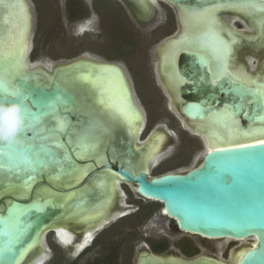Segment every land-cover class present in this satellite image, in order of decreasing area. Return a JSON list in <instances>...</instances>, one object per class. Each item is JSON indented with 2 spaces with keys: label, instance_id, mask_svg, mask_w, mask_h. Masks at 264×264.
<instances>
[{
  "label": "water",
  "instance_id": "obj_1",
  "mask_svg": "<svg viewBox=\"0 0 264 264\" xmlns=\"http://www.w3.org/2000/svg\"><path fill=\"white\" fill-rule=\"evenodd\" d=\"M220 1L223 3L225 0H156L175 8L189 5L190 9H206ZM255 1L264 3V0ZM134 19L139 21L135 15ZM179 61L181 73L190 82L181 91L179 111H176L177 114L173 111L181 125L183 120L199 123L209 115L225 112L226 106L235 113L244 131L257 123L264 124V97L253 95L251 90L255 88L227 78L211 85L206 72V59L200 53L183 52ZM30 72L17 78L11 86L21 91L19 96L9 98L8 102L19 103L23 112L28 110L30 128L22 136V144L11 147L0 143V153H3L0 164L5 165L4 169H0V190L9 185L27 187L39 177H57L80 165L75 152H79L85 144L82 143L81 133L70 128L80 125V115L73 103L75 92L58 81V74L49 82L45 78L47 74ZM80 73L84 74L83 71L73 74ZM8 88L0 80V97H4L2 90ZM87 101L91 103L90 98ZM136 104L139 106L134 94ZM135 106L134 109L138 108ZM139 110L143 116L140 106ZM65 119L68 125L62 129L61 122ZM182 128L202 141L203 159L199 166L155 178H150L144 171L121 168L116 172L117 177L120 181L136 184L139 198L161 204L163 214L174 222L179 231L197 238L226 239L242 255L237 264H264V144L259 142L248 144L251 147L207 151L204 137L192 133L183 125ZM154 130H160L169 137L164 126ZM68 137L74 138L72 145ZM120 138L121 144H125L122 134ZM142 142L134 140L127 143V153L134 160L139 154L136 146ZM115 153L116 161H119L121 154L118 150ZM108 155L111 157V152ZM26 158L31 164L25 163ZM32 166H35L34 170H29ZM105 166L108 170L113 169L111 164ZM29 175L34 178L25 184ZM62 212L61 206L41 198L31 202H22L17 198L9 200L0 209V221H4L2 227L6 233L0 235V264H16L45 229L62 216ZM20 213L24 215L20 217L18 231L14 217ZM214 256L218 258L213 255L208 259L202 255L199 261L202 264H217Z\"/></svg>",
  "mask_w": 264,
  "mask_h": 264
},
{
  "label": "bare ground",
  "instance_id": "obj_2",
  "mask_svg": "<svg viewBox=\"0 0 264 264\" xmlns=\"http://www.w3.org/2000/svg\"><path fill=\"white\" fill-rule=\"evenodd\" d=\"M5 1L6 0H0V8L2 4H6V7L8 8V22L13 20L15 26L18 27L15 31V34L13 32L11 33L13 35H11V38L9 37L10 39L6 37L10 41L8 42L6 40L5 45L2 43L4 47L2 49L0 48L2 50H0L2 53V55L0 56V80L6 86L11 87L14 81L16 80L17 76H20L24 73L29 75L31 73L30 71H34L30 70V67L28 68L26 64V62H28L27 57L29 56L28 44L30 43V41L28 42V37L32 29V14L31 12H29V9H27L28 6L24 4V2H22L21 0L15 1L13 5H11L10 3L7 4L5 3ZM128 1H131L136 5L137 2H145L146 0ZM222 2L223 3H221L220 1L216 4L210 5V7L204 9L210 11H205L202 15L198 16L189 14V12L187 11L191 8L189 5H180L177 7L179 19L181 22L180 26H182L183 30L182 34L184 35V39L186 40L184 42L177 41L178 43L176 42L174 43L173 47H170L167 54V60H165V62L166 64L171 63V65H173L172 56H174V54L176 52H179L181 49H188L193 51L196 49H200L208 61V67L210 72H212V79L214 82L220 79V77L228 76L229 78L236 81L238 77V82L245 86H251L255 89L257 88V86H264L263 65L262 68H260L254 74H248L245 68L240 66L238 63L240 55L244 53L246 49H248L249 52H252L251 49H257L259 52L264 50V3L257 2L255 0H225ZM228 13H237L240 15L241 19H245L248 17L250 18V20H252L254 27L251 24H249V26L250 29L254 31L255 36H250L249 40H254L255 42H245V44L243 45L242 40L239 38V36L233 33L234 31H237V33L240 35L244 34L243 31H238L236 29L232 31L229 27H226L227 25L224 24L223 16ZM209 17H211L214 22L212 24V32H209L208 30ZM1 41L5 40L3 39ZM225 45H227L230 49V55H228L227 57V73L223 71L217 59L218 57H222L224 55ZM8 58H11L12 60L9 62ZM35 68L38 70L37 73L47 74L45 78L49 82H52L55 75L58 74V81L62 82L68 89L75 91L73 87H76L78 85L82 86L84 91H86L85 93L87 94V96L91 98L97 105V107L101 110V117L103 118V124H105V126L111 124L115 129L120 128L122 130L125 128L131 136L136 138H138V136L140 135L143 128L144 115L142 116L139 107L137 105H134V94L130 81L126 76L124 69L119 64L112 62H104L93 58H79L66 64L55 65L51 68L44 65H39ZM85 68H96V71H98V73L96 72L97 77L101 78V80L98 79V81L94 79L92 83H89L84 80L85 76H89L86 72L88 69H86V71L82 70ZM81 71H83L84 74L80 73L76 75L77 72ZM92 73L94 74V72ZM173 91L179 92V88H174ZM101 100L103 101V103L100 102ZM134 106L138 108L134 109ZM223 113L224 112L212 114L208 116L207 119H205L206 121L203 120V123L196 124L199 130H194L195 132L193 133H197L205 138L207 151L214 150V148L224 149L245 144L248 145L253 143H259L261 140H264L263 123H257L254 125L253 128L244 131L240 126V122L237 121L236 118L235 123L226 118L229 122V126L226 130L221 129V124L218 119L223 118ZM215 118H217V120H214ZM61 124L62 129H64L65 127H67L68 122L65 119L61 122ZM184 125L186 127H189L191 131H193L192 129H196L190 127L189 125ZM243 132H249L251 134L243 135ZM105 133L106 135L107 133L109 134L110 130L103 132V134ZM106 135L102 136L101 141H97V143H100L99 148H95L92 145H83L79 152H75V156L77 160H79V162L82 163L88 161L89 163H82V165L80 164L79 167L76 169H73L60 176L48 179L49 182L52 183V186L54 188L60 189L61 192H64L65 190H70L69 192L58 193L55 192L53 188L48 185L42 186L43 184L40 185V188L39 186H37V189L35 188V192H33L34 186L38 183V180H40L41 178L39 177L31 181L30 184L27 185V187H11L9 185L6 188L1 189L0 200L4 198V196L12 195L9 200H14V198H17L26 202L32 199L41 198L42 200L49 201V203L61 206L63 209L62 216L57 218V225L54 226L56 222L55 221L51 224V226H53V228L58 229L60 241L64 246H68V244L71 243V241L73 240L72 236L74 235L85 234V236H89L94 229L102 227L109 223L114 213L113 210L117 205V202H119L116 197L118 189L115 185L116 183L112 180H109L110 178H112L111 174H98L97 172L93 176V178L99 177V179L103 178V180L97 179L96 181H94L93 184H87L82 186L85 183V180L98 169V165H101L107 160L106 147L108 145L105 144L107 143L106 139L108 137ZM165 138L166 137L163 133H160L159 131H154V133L152 134V140H150L148 144L149 146L147 147V152H145L144 150L145 153L139 159L141 163H146L150 159V157H152L151 161L155 165L156 163L158 164V162L162 160L161 150L164 146ZM67 139L68 142L72 145L74 142L72 141V138L68 137ZM210 143L214 146V148L209 146ZM143 147L144 145L138 146V151H142ZM198 158L199 159L197 160L196 165L194 167L199 166L203 159L200 157ZM97 189L99 190V192L101 190L103 194L107 195V197L105 195V197L107 198L105 204H103L102 207L93 209L92 211H90L91 209H88L89 211H85V209H82V203H86L83 200L85 195L89 197L88 202H90L92 198L96 199L95 195L97 193L99 194V192H96L98 191ZM119 195L118 197H120ZM169 224H174V222L171 221ZM48 228L45 229L44 233H46L48 230H52ZM43 235L40 236L38 240L35 241V243L32 244L22 254L20 260L16 264H32V262L42 254V251L44 249V238L42 239ZM205 240L209 245L217 244L219 255L222 253V248L224 247V245L229 244L226 239ZM40 257L43 256L41 255ZM241 257L242 255L239 252H235L232 254L230 261L226 262L223 261V259L219 258L217 259V263L232 264L234 262V264H237ZM44 261V258H40L38 264H43Z\"/></svg>",
  "mask_w": 264,
  "mask_h": 264
},
{
  "label": "flooded vegetation",
  "instance_id": "obj_3",
  "mask_svg": "<svg viewBox=\"0 0 264 264\" xmlns=\"http://www.w3.org/2000/svg\"><path fill=\"white\" fill-rule=\"evenodd\" d=\"M15 1L17 0H6L5 3L7 4L10 3L11 5H13ZM21 1L28 6L27 9H29V12H31L32 14V29L28 37V42L30 41V43L28 44L29 56L27 57V61L28 63H34L31 62L29 58H30V54L32 53L31 40L38 34V23H36L35 21L33 2L31 0H21ZM125 1L126 2L122 0H115L114 1L115 3H112L111 1H107V0H95L94 2H92V0H58V4L60 8H62V10L64 11V16L66 18V23L70 35L78 36V37L84 36L90 34V32L94 27L97 28V24H95L96 21L94 20L95 17L93 13V8H97L100 14V19L98 20V24H99L98 27L100 30L99 34L102 35L103 30L105 32L104 28L107 27L106 29L107 33L106 35L104 34L103 36H105L107 40L114 39L117 42L116 44L122 45L127 49L128 52L130 51V48L134 46V42H133L134 34L132 33L134 31V23L136 22L142 24L143 27H145L142 28L141 26V29H150L152 28V24L158 20L159 16L157 14L156 1L146 0L145 2H137L136 5L131 1L128 0ZM42 3L44 4V6H49L51 1L43 0ZM160 3H165V2H160ZM153 4H156V6H154ZM121 9L125 13V16L128 18L130 25H128L127 22L122 18V12L120 11ZM177 9H178L177 7L174 9V13L176 16V20L179 23L180 32L178 34L166 36L164 42L157 47L155 51V65H154V74L156 81L160 83L162 88L168 94L167 100L169 101V106L171 110L174 112L176 110L178 112L180 109L182 102V98H181L182 89L190 84V82L185 78V76L180 71L179 59L181 57V54L183 52L200 53L205 57V55L202 53L200 49H196L194 51L188 49L187 50L181 49L182 51L180 50L179 51L180 53L176 52L174 56H172L173 65H171V63L166 64L165 60H167V54L170 47H173L174 43H176L177 41L184 42L186 40L184 39V35L182 34L183 30H182V26H180L181 22L179 19V13ZM7 14H8V8L6 7V4H2L0 8V43H1L0 46L2 45L0 47L1 49L6 44V40L8 42L10 41L8 40V38L12 37L11 35L13 34L11 33L13 32L15 34V31L18 28L15 26L13 20L8 22L9 19H7ZM134 15L141 22L136 21L134 19ZM223 20H224V24L227 25L226 27H229L232 31H234V29L238 31H243L244 34H240V35L237 33V31L233 32L235 35L239 36V38L242 40L243 45L245 44V42H250V43L255 42L254 40H249L250 36H255L254 31L250 29L249 26V24H251L254 27L252 20H250V18L247 17L245 19H241L240 15L237 13H228L223 16ZM235 24H240L241 28L236 27ZM178 35H180L181 37L178 38ZM3 39L5 41H1ZM119 41H123V42L120 43ZM251 50L252 52H249L248 49H246L245 52L240 55V59L238 61L239 65L245 68L248 74H254L256 71L262 68V65L264 66V50H262L261 52H259L257 49H251ZM1 55L2 53L0 54V56ZM83 58H88V57H83ZM8 59L9 62L12 60L11 58ZM104 62H108V61H104ZM112 63H117V62H112ZM206 63L208 67L207 59H206ZM27 66L28 68L30 67L29 68L30 70L38 71L35 68L36 66H39L38 64L33 66L27 64ZM206 72L211 85L216 84L219 80H223L225 78L231 79L228 76H223V78L220 77V79L214 82L212 79L213 78L212 72H210L209 67L207 68ZM24 74L17 76V78L24 76ZM231 80L236 81L233 79ZM130 84L132 87L131 81ZM173 87L175 89L179 88V92L173 91L174 89ZM246 87H251V86H246ZM91 103L93 104L94 101H91ZM177 112L175 113L177 114ZM144 123H143L142 131L138 136V138L131 136L128 133V131H126L125 128L122 130L120 128L115 129L111 124H108L109 129L112 126V131L109 134L107 133V135L104 134L108 137L106 139L107 140L106 142L108 144L107 143L105 144L108 145L106 147L107 160L103 162L101 165H98V169L95 171V173L90 175L85 180V183L82 185L84 186L87 184H93L94 181L99 179V177L93 178V176L97 172L98 174L108 173L112 175V178H110L109 180L110 181L112 180L116 183L115 185L118 188V189L116 188L117 189L116 197L119 200V202H117V205L114 208L115 211L113 210L115 214L113 213L112 216L113 218L111 217L112 220L110 219L108 224L94 229L89 236H85V234H79V235L73 234L74 235L72 236L73 240L71 241V243L68 244V246H64L61 243L58 229L53 228V226H51L52 228L50 227L48 229H52V230L50 231L48 230L46 233H44L42 237V239L44 238V249L41 255L44 257L46 254H49L50 256L49 258H46L43 264H61V262L65 264H202L200 263L201 261H199V258L202 257V255H205V257L206 258L208 257L209 259H211L213 255H216L218 256V258L214 256L216 262L217 259L220 258L217 244L209 245L207 244L206 240L203 238H197L192 235L179 231L174 224H169L171 221L167 219L163 214V206L161 204L145 201L139 198L135 191L136 184H130L126 181H120V178L117 177L116 172L118 169L121 168H127L128 170H131L133 172L144 171L148 173V175L150 174L149 175L150 178L159 177L169 172H172L169 170L164 171L163 164L161 163V161L158 162V164L156 163L155 165L151 161L152 157H150V159L147 161L148 163L147 162L141 163V161L139 160L140 157L145 152H147V147L149 146L148 144L150 140H152V134L154 133V131H159L160 133H163L166 137L164 146H166L167 148L164 146L162 147L161 150L162 159L167 154V152H169L172 149V144L169 142V137L166 135V133L161 132L160 130H154L152 134L149 136L151 130L150 132L149 130H147V132L145 131L147 124L146 116H144ZM201 123H203V121L199 123L185 122L184 120L182 121V125L185 129L191 131V129L189 127H186L184 124H186L187 126L189 125L192 128H196V129H192L193 130L191 131L192 133L199 130L196 124H201ZM120 134L124 136L126 140L125 144H121ZM134 140L143 141L142 143L136 146L137 148L140 145H144L142 149L143 152L138 151L137 149L139 154L137 155L135 161H134V157L130 156L127 153L128 150L127 143L129 141L132 142ZM116 150H118V153L121 154L119 161H116V156L114 155L116 154L115 153ZM110 152H111V157L108 155V153L110 154ZM149 161H151L152 163ZM82 163L87 164L89 162L86 161ZM82 163L80 162L81 165ZM106 164H111L113 169L108 170L105 166ZM147 164L149 167L147 166ZM195 165L196 163L194 164V166ZM154 170H158V171L154 174L153 173ZM48 179L50 178L41 177L40 180H38V183L36 182L37 184L34 186L33 192H35V188L37 186H39L40 188L41 184H43L42 186L48 185L52 187L53 190L58 193H67L70 191V190H65L64 192H61L60 189L54 188L52 186V183L49 182ZM99 180H103V178H100ZM118 182H119V186H118ZM96 192H99V190ZM105 195L106 194H103L100 190L99 194L97 193L95 195L96 199L92 198L90 202L86 203L85 211H89L90 209H91L90 211H92L93 209L102 207V205L105 204V201L107 200L106 198L107 195L106 197ZM118 195L120 197H118ZM11 196L12 195L4 196V198L0 200L1 202L0 209L8 204ZM33 200L36 199H32L26 202H31ZM21 201L24 202L23 200ZM126 222L129 223L134 222V224H132L131 226H126L125 225ZM55 225H57V221L55 222L54 226ZM57 250L62 253L63 255L62 258L56 256ZM235 252L236 253L238 252L235 248L233 247L227 248L226 259L225 260L223 259V261L226 262L230 261L232 254ZM40 256L34 261H39L40 258H43ZM232 264H234V262Z\"/></svg>",
  "mask_w": 264,
  "mask_h": 264
},
{
  "label": "rangeland",
  "instance_id": "obj_4",
  "mask_svg": "<svg viewBox=\"0 0 264 264\" xmlns=\"http://www.w3.org/2000/svg\"><path fill=\"white\" fill-rule=\"evenodd\" d=\"M31 1L35 12V21L38 23V34L31 40L32 53L29 60L36 65H44L49 68L68 63L81 56L119 63L127 73L132 83V91L146 116L145 131L149 130L150 132L151 130L152 132L156 127L164 126L169 132V142L172 144V149L161 160L163 170L173 172L192 168L199 159L198 157L201 158L203 151L202 141L183 130L169 106L168 94L160 83L156 81L154 74L157 47L164 42L166 36L180 32L179 23L174 13L175 6L157 3V14L159 17L150 29H141V26L142 28L145 27L134 20V31L132 32L134 34V46L127 52V49L122 45L116 44L117 42L114 39L107 40L103 36L107 33V27L104 28L105 32L103 30L102 35L99 34L98 20L100 19V14L97 8H93L97 28L94 27L90 34L78 37L70 35L64 11L60 8L58 0H49L51 1L49 6H44L43 0ZM94 1L92 0V2ZM107 1L115 3V0ZM120 11L122 12V18L130 25L123 10L121 9ZM235 26L241 28L240 24H235ZM119 42L122 43L123 41ZM86 69L88 70L86 71ZM82 70H85L87 75L95 80H101V78L97 77V74L92 73H98L94 68ZM73 89L77 98H73L74 109L80 115V125L70 128H74L75 131L81 133L84 146L92 145L95 148H99L100 143H97V141H101L104 131L110 130L111 132L112 126L109 129V125L105 126L103 124L101 110L95 103L92 104L87 101L89 98L82 86L78 85L73 87ZM91 101L93 100L91 99ZM214 120H217V118ZM218 121H220L221 129L223 130H226L229 126L226 118H220ZM157 171L154 170L153 173L155 174ZM88 198L85 195L83 200L87 203ZM85 204L82 203V209H85ZM132 224L134 222L125 223L126 226H131ZM229 247L233 246L230 243L224 245L222 248L223 253L220 254L221 259H226V249ZM56 253L57 257L62 258L63 255L60 251L57 250ZM49 257V254H46L43 258L46 260ZM32 264H38V261H33ZM61 264L65 263L61 262Z\"/></svg>",
  "mask_w": 264,
  "mask_h": 264
},
{
  "label": "snow or ice",
  "instance_id": "obj_5",
  "mask_svg": "<svg viewBox=\"0 0 264 264\" xmlns=\"http://www.w3.org/2000/svg\"><path fill=\"white\" fill-rule=\"evenodd\" d=\"M187 11L189 12L190 15H197L198 16V15H202L205 11H210V10L188 9ZM213 23H214L213 20L211 19V17H209V19H208V24H209V29L208 30H209V32L213 31V29H212V24ZM228 55H230V49H229V47L227 45H225L224 55L222 57H218L217 58L218 62L220 63V65H221V67H222V69H223V71L225 73H227V57H228ZM221 78H223V77H221ZM93 79L94 78H92L91 76H85L84 77V80H86L89 83H92ZM238 80H239V78L237 77V81ZM2 91L4 92V97H7L9 99V98H14V97L19 96L21 90L18 87H9L8 89H3ZM251 91H252L253 95H259L261 97H264V86H257L256 89H252ZM100 102L103 103L102 100ZM24 117H25V130H24L22 136H24L26 131L29 130V128H30V123H29L30 117H29V113H28L27 109L24 110ZM223 118H227V119L231 120L233 123H235V113H233L230 110H228L227 106H226L225 112L223 113ZM53 130H56V129L54 128ZM242 134L243 135H250L251 133L243 132ZM45 138H47V137H45ZM260 143L264 144V140H261ZM9 146H11V145H9ZM209 146L214 148V146L211 145V143H210ZM11 147H15V146H11ZM241 147H251V145H246L245 144V145H241ZM214 151L220 152V151H225V149L214 148ZM0 155H3V153H0ZM67 158L68 157L66 155L65 159H67ZM25 163L26 164H31V162L28 161L27 158L25 159ZM34 167L35 166H32L29 170H34ZM4 168H5V165L0 164V169H4ZM33 178L34 177L32 175H29L27 177V180L24 183L26 184L27 181H30ZM22 215H24V213H20L19 215L14 217L15 221H17L16 226H17L18 231H19V228H20L19 220H20V217ZM5 219H8V218H5ZM3 223H4V221H0V235H5L6 234L4 228L2 227ZM8 250L10 251L11 248L9 247Z\"/></svg>",
  "mask_w": 264,
  "mask_h": 264
},
{
  "label": "clouds",
  "instance_id": "obj_6",
  "mask_svg": "<svg viewBox=\"0 0 264 264\" xmlns=\"http://www.w3.org/2000/svg\"><path fill=\"white\" fill-rule=\"evenodd\" d=\"M25 130L24 112L19 103H9L0 97V143L17 146L23 143Z\"/></svg>",
  "mask_w": 264,
  "mask_h": 264
}]
</instances>
